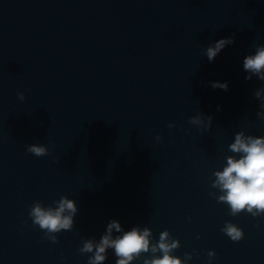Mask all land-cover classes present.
<instances>
[{"label":"water","instance_id":"1","mask_svg":"<svg viewBox=\"0 0 264 264\" xmlns=\"http://www.w3.org/2000/svg\"><path fill=\"white\" fill-rule=\"evenodd\" d=\"M228 36L210 61L208 44ZM259 44L264 0H149L69 54L0 84V264H89L91 253L79 249L111 219L149 228L151 243L167 230L186 264H209V249L211 264H264V215H230L213 185L236 155L237 133L264 136V91L256 95L264 79H245L243 68ZM33 143L48 152L27 151ZM62 196L77 203L73 225L45 234L29 208ZM226 220L243 228L240 240L221 231ZM160 254L150 249L131 264ZM115 260L108 249L102 264Z\"/></svg>","mask_w":264,"mask_h":264},{"label":"clouds","instance_id":"2","mask_svg":"<svg viewBox=\"0 0 264 264\" xmlns=\"http://www.w3.org/2000/svg\"><path fill=\"white\" fill-rule=\"evenodd\" d=\"M233 39V36H228L210 42L204 50L208 59L213 60L227 44L233 42ZM243 68L247 71L245 79H251L253 74L264 79V44L257 45L254 52L243 57ZM211 83L213 87L225 90L228 88L227 81ZM261 91L264 89L257 90L256 95L260 96ZM18 95L21 100L25 98L23 92ZM261 107L264 108V104ZM192 120L199 122L200 117H192ZM229 148L236 155H229L223 168L215 172L213 185L220 189L216 199L228 206L230 215L235 216L242 210L253 217L264 215V136H245L237 133ZM27 151L39 156L46 154L48 148L44 144L33 143L27 145ZM54 203L55 206L45 207L37 201L29 208L33 225L45 230V234L71 229L73 225V216L77 211L76 201L62 196ZM114 229L118 234L113 235ZM221 231L233 241H238L244 236L243 228L231 220L224 222ZM150 232L149 228L141 229L138 226L124 230L118 219H111L98 240H85L79 250L91 253L88 256L89 264H102L107 259L108 249H111L116 257L115 264H131L142 252L150 249L154 253L159 249L161 254L146 258L145 264H186L182 262L181 257L172 254L171 250L178 246V241L170 240L167 230L161 233L156 243H151ZM51 239L56 241L57 237L52 236ZM215 255L214 249L208 250L209 264Z\"/></svg>","mask_w":264,"mask_h":264}]
</instances>
